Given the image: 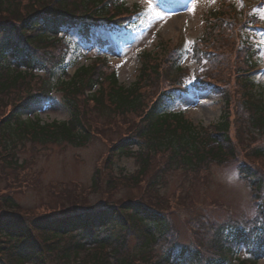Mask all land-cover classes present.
<instances>
[{"label": "trees", "instance_id": "trees-1", "mask_svg": "<svg viewBox=\"0 0 264 264\" xmlns=\"http://www.w3.org/2000/svg\"><path fill=\"white\" fill-rule=\"evenodd\" d=\"M138 11L137 6L128 7L124 0H0V35L4 37L0 42V165L16 169L20 164L21 170H16L24 171V163L17 158L27 143L85 147L93 136L89 113L97 119H118L115 124L134 125L109 151L118 157L136 148L141 159L139 177L148 172L150 160H162V170L153 175L150 187L160 188L168 173L184 171L198 176L211 165L224 164L234 157L229 116L204 127L190 122L184 113L166 108L167 102L191 93L192 86L180 69L188 54L181 49L182 43L162 60L143 54L136 80L129 87L120 83L118 70L104 57L69 74V68L74 67L66 64L69 31L76 29L91 43L92 31L109 28L114 39V26L125 28L129 20L140 17L142 11ZM239 14L230 6L211 18L214 23L208 26L207 34L192 47L196 64L217 63L208 53L221 42L223 27L236 21L242 27H247L248 21L252 23L253 17ZM103 37H96L94 46L98 49L108 44ZM254 56L248 54L244 63L249 69L240 76L247 123L264 142V94L250 73L251 67L257 66ZM159 77L167 84L157 88ZM192 85L195 92L213 87L212 92L219 94L217 84L199 70ZM54 92L61 93L69 110L67 121L23 118L25 104L41 103ZM257 155L264 159V147L257 149ZM240 169L247 174L249 187L254 185L251 190L257 214L244 225L228 220L214 223L208 230V222L202 223L208 231L203 236L208 240L206 245L198 238L194 244L178 246L171 219L144 201H127L119 206L101 203L88 208L70 205L74 209L30 218L32 213L10 196L2 197L0 264H47L51 256L74 264H84L88 259V264H259L264 259V180L257 179L254 170L245 166ZM132 235L141 236L137 253L127 248ZM159 243L162 255L146 259ZM242 251L247 258H240Z\"/></svg>", "mask_w": 264, "mask_h": 264}, {"label": "rangeland", "instance_id": "rangeland-1", "mask_svg": "<svg viewBox=\"0 0 264 264\" xmlns=\"http://www.w3.org/2000/svg\"><path fill=\"white\" fill-rule=\"evenodd\" d=\"M124 3L128 7L137 6L139 11L136 13L142 12L140 17L129 20L125 28L121 24L114 26L113 33L122 39L121 47L111 38L109 28L92 31L91 43L82 38L77 30L69 31L66 64L74 65L69 69V74L73 75L80 66L107 57L110 67L118 70L120 83L129 87L136 80L143 54H151L153 59L162 60L182 43L181 49L188 50L180 64L184 80L194 87L195 72L199 70L217 84L215 90L219 94L212 92L213 87L204 92H195L190 87L191 93L167 102L166 108L172 112H182L190 122L204 127L216 125L222 116H229L234 157L228 158L224 164L211 165L198 176L184 171L168 173L160 188L150 187L153 175L162 170V160H150L148 172L139 177L141 159L137 158L136 148L118 157L112 156L109 151L134 125L125 126L124 122L115 124L113 122L118 119H111L110 116L107 120L97 119L89 113L87 118L93 119L89 130L93 136L85 147H45L27 143L18 152L17 158L24 163V171L16 170H21L18 168L20 164L16 169L0 165V212L4 211L1 204L5 196H10L20 207L32 213L30 218L63 208L72 209L74 205L88 208L101 203L119 206L127 201H144L171 219L178 246L194 244L198 238L204 240L202 245H206L208 240L203 236L208 231L203 229L206 225L202 223L208 222V228L205 227L208 230L214 223L228 220L244 225L257 214L251 190L254 185L249 187L245 179L247 174H243L240 168L245 166L249 171L254 170L255 177L264 180V159L257 155V149L264 147V142L254 135V130L247 123L243 79L240 75L249 69L244 61L252 52L257 66L251 67V79L264 94V0H124ZM230 6L238 9L239 17H253L252 23L248 21L245 23L248 26L242 27L236 21L235 25H229L230 28L228 25L223 27L222 34H219L221 42H217L212 52H206L217 63L213 65L209 60L210 64H196L192 47L207 34L208 26L214 23L211 18ZM97 35H103L108 45L101 49L95 47ZM3 39L0 35V42ZM198 48L205 49L202 46ZM156 80L157 88L167 84L163 83L161 77ZM8 103L12 102L9 100ZM22 111L24 119L38 117L43 122L69 119V110L59 92H54L41 103L25 104ZM106 121L111 124L107 126ZM140 237L132 235L128 238L130 253L140 251ZM169 239L172 240V237ZM159 244L146 255V259H156L162 255V243ZM240 258H247L244 251ZM46 263L74 264L72 260L65 262L52 256L48 257ZM88 263L89 259L84 264ZM259 264H264V259Z\"/></svg>", "mask_w": 264, "mask_h": 264}]
</instances>
